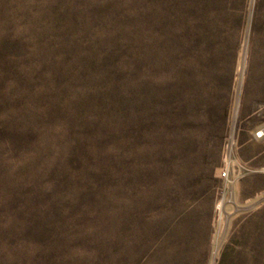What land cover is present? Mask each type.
<instances>
[{
	"label": "rangeland",
	"instance_id": "obj_1",
	"mask_svg": "<svg viewBox=\"0 0 264 264\" xmlns=\"http://www.w3.org/2000/svg\"><path fill=\"white\" fill-rule=\"evenodd\" d=\"M263 123L264 0H0V264H264Z\"/></svg>",
	"mask_w": 264,
	"mask_h": 264
},
{
	"label": "built area",
	"instance_id": "obj_2",
	"mask_svg": "<svg viewBox=\"0 0 264 264\" xmlns=\"http://www.w3.org/2000/svg\"><path fill=\"white\" fill-rule=\"evenodd\" d=\"M253 137L257 140L264 138V123L254 132Z\"/></svg>",
	"mask_w": 264,
	"mask_h": 264
},
{
	"label": "bare ground",
	"instance_id": "obj_3",
	"mask_svg": "<svg viewBox=\"0 0 264 264\" xmlns=\"http://www.w3.org/2000/svg\"><path fill=\"white\" fill-rule=\"evenodd\" d=\"M235 111V110H234ZM235 114V113H234Z\"/></svg>",
	"mask_w": 264,
	"mask_h": 264
}]
</instances>
